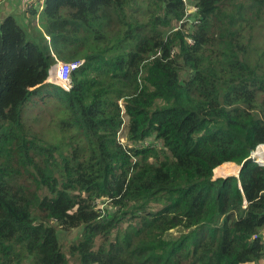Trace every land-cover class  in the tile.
Segmentation results:
<instances>
[{
	"label": "trees",
	"instance_id": "trees-1",
	"mask_svg": "<svg viewBox=\"0 0 264 264\" xmlns=\"http://www.w3.org/2000/svg\"><path fill=\"white\" fill-rule=\"evenodd\" d=\"M230 1L190 0L180 24L183 0H44L33 38L2 19L0 264H67L74 228L82 264H264V165L214 178L264 142V63L218 23ZM53 52L85 61L31 125Z\"/></svg>",
	"mask_w": 264,
	"mask_h": 264
},
{
	"label": "rangeland",
	"instance_id": "rangeland-1",
	"mask_svg": "<svg viewBox=\"0 0 264 264\" xmlns=\"http://www.w3.org/2000/svg\"><path fill=\"white\" fill-rule=\"evenodd\" d=\"M20 1V7L16 12L11 11L9 15H14L16 18L21 20L22 26L25 28L28 34V38H33L37 34L40 28V24L37 20L33 19L30 15L25 18V12L30 4H40L44 0H14V2ZM16 4H14L15 6ZM4 13H1L3 15ZM258 16L259 23L250 26V18ZM219 22H228L230 19H234L238 22V26L242 28L241 33L243 35L242 39L245 45H248L247 50L249 51V56L252 60L264 63V57L261 56V48H264V0H231L228 2L221 10L219 16ZM26 21V22H22ZM178 22L174 21L172 23V28L177 25ZM186 28H189L187 25ZM250 36V41L248 42V37ZM65 60V59H64ZM36 89L39 90L35 96H33L27 106L24 118L27 123L31 125L38 124L40 126H47L46 117L50 116L52 113V106L48 105L47 102H53L56 96H53L52 91L55 89L54 86L48 85H36ZM41 94L51 95L52 97L41 98ZM34 102V103H33ZM41 117H44L42 119ZM127 117H125V122ZM120 138L125 142H128L127 132L125 125L120 129ZM131 143V141H129ZM225 163V162H224ZM223 163V164H224ZM236 163V162H233ZM239 167L241 164L236 163ZM222 165V164H221ZM220 166V165H219ZM223 177L238 176L236 174L220 175ZM219 177L214 172V178ZM79 228H74L70 231H60V238L65 246V251L67 254V264H82L76 255H71L68 252L67 245L74 238L79 236Z\"/></svg>",
	"mask_w": 264,
	"mask_h": 264
},
{
	"label": "built area",
	"instance_id": "built-area-1",
	"mask_svg": "<svg viewBox=\"0 0 264 264\" xmlns=\"http://www.w3.org/2000/svg\"><path fill=\"white\" fill-rule=\"evenodd\" d=\"M186 4V13L183 19L180 20V24H183L187 21L196 20L193 14L198 10V6L195 3L190 2V0H183ZM3 0H0V5L2 4ZM188 25V24H187ZM55 61L49 68V75L46 79V83L48 86L59 87L66 91L72 90V78L71 73L73 70L78 68L82 65L85 61V58H77L74 60H64L58 58L57 55L53 52L52 53ZM29 89H34V87H30ZM262 148L264 150V142L259 143L255 149L257 150V155L252 156L250 159L258 164L264 165V161L261 159L259 154V149ZM246 205V200H245Z\"/></svg>",
	"mask_w": 264,
	"mask_h": 264
},
{
	"label": "bare ground",
	"instance_id": "bare-ground-1",
	"mask_svg": "<svg viewBox=\"0 0 264 264\" xmlns=\"http://www.w3.org/2000/svg\"><path fill=\"white\" fill-rule=\"evenodd\" d=\"M259 154L261 159L264 161V150L262 148L259 149ZM240 167L233 162H225L224 164L217 166L214 169L216 175H229V174H238Z\"/></svg>",
	"mask_w": 264,
	"mask_h": 264
},
{
	"label": "crops",
	"instance_id": "crops-1",
	"mask_svg": "<svg viewBox=\"0 0 264 264\" xmlns=\"http://www.w3.org/2000/svg\"><path fill=\"white\" fill-rule=\"evenodd\" d=\"M20 1L14 2V0H3L2 4L0 5V22L4 17L9 15V12L14 11L16 12L17 9L20 7ZM14 4H16L14 6ZM1 13H4L1 15ZM236 164V163H235Z\"/></svg>",
	"mask_w": 264,
	"mask_h": 264
},
{
	"label": "water",
	"instance_id": "water-1",
	"mask_svg": "<svg viewBox=\"0 0 264 264\" xmlns=\"http://www.w3.org/2000/svg\"><path fill=\"white\" fill-rule=\"evenodd\" d=\"M43 85H46V84H43ZM255 155H257V150L254 147H250L249 153H248L247 157L244 158V160L242 161V163L240 165V169L242 168V166L244 165V163H246L248 160H250V158L252 156H255ZM240 169H239V172H240ZM237 175L239 176V173Z\"/></svg>",
	"mask_w": 264,
	"mask_h": 264
},
{
	"label": "clouds",
	"instance_id": "clouds-1",
	"mask_svg": "<svg viewBox=\"0 0 264 264\" xmlns=\"http://www.w3.org/2000/svg\"><path fill=\"white\" fill-rule=\"evenodd\" d=\"M40 9H42V6H41V8ZM255 148V147H254ZM260 165V164H259Z\"/></svg>",
	"mask_w": 264,
	"mask_h": 264
}]
</instances>
